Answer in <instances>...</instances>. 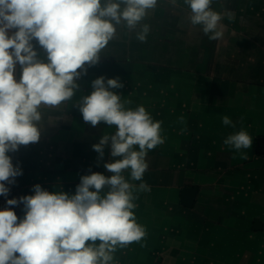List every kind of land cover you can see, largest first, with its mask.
<instances>
[{"label": "crops", "instance_id": "1", "mask_svg": "<svg viewBox=\"0 0 264 264\" xmlns=\"http://www.w3.org/2000/svg\"><path fill=\"white\" fill-rule=\"evenodd\" d=\"M212 9L224 26L215 41L191 24L183 0H158L136 30L117 26L98 63L84 66L71 100L41 106L39 141L7 153L22 171L14 178L18 222L26 215L19 200L34 195L35 185L74 195L82 176L112 175L104 167L116 159L110 147L101 158L93 145L116 127L86 123L78 105L94 90L92 81L118 78L123 87L110 90L126 108L142 105L161 122L164 143L146 156L149 190L134 193L146 235L118 248L115 264H264V151H257L264 142V0H213ZM143 24L150 31L141 42ZM31 43L46 63L38 40ZM21 75L17 64L15 78ZM224 116L235 127L225 126ZM241 129L253 143L237 152L224 140ZM123 175L130 180L129 170ZM188 187L198 189L193 207L181 201Z\"/></svg>", "mask_w": 264, "mask_h": 264}, {"label": "clouds", "instance_id": "2", "mask_svg": "<svg viewBox=\"0 0 264 264\" xmlns=\"http://www.w3.org/2000/svg\"><path fill=\"white\" fill-rule=\"evenodd\" d=\"M173 4L176 0H171ZM192 25L202 26L215 41L223 37V16L212 9L213 0H183ZM158 0H0V195L22 175L7 153L40 139L41 106L55 108L72 99L86 64L98 63L100 54L122 23L136 30ZM231 19V13H228ZM15 29L9 35L10 30ZM150 26L143 24L136 39L144 42ZM38 40L47 62L38 59L31 41ZM19 64L22 75L15 78ZM80 70V71H78ZM93 91L79 102L83 120L115 126L93 149L102 158L106 146L112 173L84 175L74 195L48 192L34 186V195L21 197L26 215L19 220L11 209L0 210V264H115L114 253L141 241L145 228L136 221V192L148 191L143 182L148 151L164 143L161 122L144 106L126 108L111 91L123 87L118 78L92 81ZM130 103V101L128 102ZM225 126L235 127L228 116ZM246 130L230 134L224 144L240 152L252 147ZM134 146H138L136 150ZM242 158L246 156L241 153ZM129 170L131 181L123 175ZM107 189V191H105ZM17 205L16 199L7 200Z\"/></svg>", "mask_w": 264, "mask_h": 264}, {"label": "water", "instance_id": "3", "mask_svg": "<svg viewBox=\"0 0 264 264\" xmlns=\"http://www.w3.org/2000/svg\"><path fill=\"white\" fill-rule=\"evenodd\" d=\"M257 151L259 153H263L264 142H259ZM197 193H198V189L196 187H188V188L183 189L182 197H181L182 204L185 205L186 207H193ZM0 197H1V195H0ZM254 228L260 229L261 223H259V221H256Z\"/></svg>", "mask_w": 264, "mask_h": 264}, {"label": "built area", "instance_id": "4", "mask_svg": "<svg viewBox=\"0 0 264 264\" xmlns=\"http://www.w3.org/2000/svg\"><path fill=\"white\" fill-rule=\"evenodd\" d=\"M5 186L9 188V192L7 194V196L5 195H1L0 197V210H4V209H11L12 211H14L15 213V205H8L7 204V200L9 199H15L16 198V183H15V179L14 182L9 184L8 182H4Z\"/></svg>", "mask_w": 264, "mask_h": 264}]
</instances>
